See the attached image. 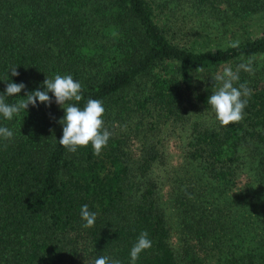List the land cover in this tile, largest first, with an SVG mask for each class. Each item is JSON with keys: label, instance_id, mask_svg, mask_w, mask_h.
I'll list each match as a JSON object with an SVG mask.
<instances>
[{"label": "trees", "instance_id": "obj_1", "mask_svg": "<svg viewBox=\"0 0 264 264\" xmlns=\"http://www.w3.org/2000/svg\"><path fill=\"white\" fill-rule=\"evenodd\" d=\"M250 57L244 119L221 126L213 78ZM57 74L82 85L69 103L102 102L112 135L99 156L69 152L51 92L0 115V264H131L143 231L136 264H264V0H0V95L25 84L5 102Z\"/></svg>", "mask_w": 264, "mask_h": 264}, {"label": "clouds", "instance_id": "obj_2", "mask_svg": "<svg viewBox=\"0 0 264 264\" xmlns=\"http://www.w3.org/2000/svg\"><path fill=\"white\" fill-rule=\"evenodd\" d=\"M239 41L230 42L229 47L238 48ZM253 58H248L247 63H240L234 71L230 66L225 67L222 73L214 76V81L219 84L212 94L208 97L207 103L215 112L216 119L221 126H228L233 123H239L244 119V109L248 104V99L252 95V90L247 84L234 86L239 81V72L243 70L254 75L252 67ZM12 76H18L17 67L10 69ZM6 82L8 80H5ZM25 88L24 83L7 82L6 90L0 95V115L7 120H12L18 116L21 111H26L29 104L37 106V101L46 105H51L52 97H55V103L65 110V115L59 123L63 125V134L59 139V144L65 147L69 152H76L78 147H87L92 145L93 154L99 156L102 150L107 146L111 132L104 127L103 115L105 108L100 100L89 99L86 105L81 109L76 103L82 100V85L74 81L71 75L61 76L57 74L54 79L43 81V90L37 89L26 94V100H20L13 104L5 102V96L19 95ZM0 137L9 140L13 137V132L7 127H0ZM80 216L84 221L83 228H90L95 225L97 214L90 212L88 205L80 208ZM152 241L148 238V233H140L137 242L130 251L131 264H136L139 255L151 248ZM94 264H120L119 260H110L107 256H100L94 261Z\"/></svg>", "mask_w": 264, "mask_h": 264}, {"label": "rangeland", "instance_id": "obj_3", "mask_svg": "<svg viewBox=\"0 0 264 264\" xmlns=\"http://www.w3.org/2000/svg\"><path fill=\"white\" fill-rule=\"evenodd\" d=\"M257 27H259L258 26V24H257ZM253 33H255V32H252V34ZM172 148V147H171ZM175 151H176V149H175ZM180 154V153H179ZM178 153L176 154L175 152H174V149L172 148V150H171V163L170 164H174L175 166H177L178 165V160H179V157H178V155H179ZM164 172V171H163ZM163 172H159V174H164ZM170 174H172L171 172H170ZM177 174H182V171L181 172H178Z\"/></svg>", "mask_w": 264, "mask_h": 264}]
</instances>
